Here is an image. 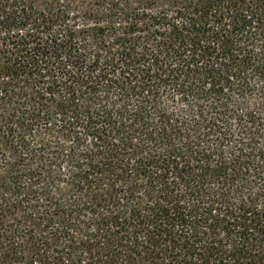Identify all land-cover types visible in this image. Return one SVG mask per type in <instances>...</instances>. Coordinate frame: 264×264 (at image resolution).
<instances>
[{"label": "trees", "instance_id": "trees-1", "mask_svg": "<svg viewBox=\"0 0 264 264\" xmlns=\"http://www.w3.org/2000/svg\"><path fill=\"white\" fill-rule=\"evenodd\" d=\"M0 264H264V0H0Z\"/></svg>", "mask_w": 264, "mask_h": 264}]
</instances>
